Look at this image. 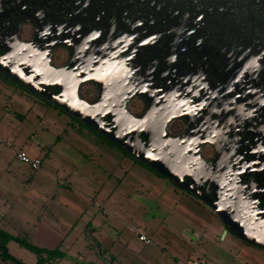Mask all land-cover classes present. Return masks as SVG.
I'll use <instances>...</instances> for the list:
<instances>
[{
  "label": "flooded vegetation",
  "instance_id": "1",
  "mask_svg": "<svg viewBox=\"0 0 264 264\" xmlns=\"http://www.w3.org/2000/svg\"><path fill=\"white\" fill-rule=\"evenodd\" d=\"M5 58L25 76L46 60L85 79L88 103L130 98L138 119L171 116L166 135L201 161L198 195L264 227V0H0Z\"/></svg>",
  "mask_w": 264,
  "mask_h": 264
},
{
  "label": "rangeland",
  "instance_id": "2",
  "mask_svg": "<svg viewBox=\"0 0 264 264\" xmlns=\"http://www.w3.org/2000/svg\"><path fill=\"white\" fill-rule=\"evenodd\" d=\"M17 152L42 157L44 171H30L16 159ZM47 169L51 176L45 173ZM67 174L77 181L73 191L57 185V179ZM115 189L105 202L103 196ZM93 201L103 202V208H94ZM5 215L22 223H35L36 216L43 215L57 241L74 223L73 235L93 220L96 237L108 250L106 257L114 258L113 264H183L189 258L221 264L219 259H233L226 251L232 245L264 254V250L224 233L222 222L207 206L65 113L0 78V231L25 238L37 247L55 249L51 242L42 244L26 224L6 222ZM139 234L151 237L152 244L140 242ZM81 240L87 241L84 235ZM7 249L23 264L37 263L34 254L14 242L8 243ZM0 264L12 263L3 262L0 256ZM59 264L84 262L82 257L69 256ZM235 264L241 263L236 260Z\"/></svg>",
  "mask_w": 264,
  "mask_h": 264
},
{
  "label": "water",
  "instance_id": "3",
  "mask_svg": "<svg viewBox=\"0 0 264 264\" xmlns=\"http://www.w3.org/2000/svg\"><path fill=\"white\" fill-rule=\"evenodd\" d=\"M20 52V50L9 52V56L13 53L18 55ZM7 63L6 58L4 62H0V72L13 84L25 88L32 96L48 101L69 117L101 135L130 158L207 206L238 240L264 250V227H257L251 221L239 218L235 213L231 214L218 208L214 200L198 195L195 182L202 180L193 178L190 173L200 168L201 161L186 160L185 150L173 139L168 138L165 124L172 118L171 116H166L162 123H159L155 116L156 111L151 108L138 119L125 107L130 98L108 99L101 96L97 101L88 103L79 93L81 84L86 80H78L64 70L51 67L46 60L28 64L27 72H32V75L27 76L21 69L24 64L11 63L8 67ZM33 74H41L43 82L34 83ZM92 81L102 87L100 83ZM48 88L57 90L58 94L53 95L47 91ZM105 119L109 120L107 124L104 122ZM140 135L147 140L146 144L141 141Z\"/></svg>",
  "mask_w": 264,
  "mask_h": 264
},
{
  "label": "crops",
  "instance_id": "4",
  "mask_svg": "<svg viewBox=\"0 0 264 264\" xmlns=\"http://www.w3.org/2000/svg\"><path fill=\"white\" fill-rule=\"evenodd\" d=\"M32 159H38L42 163L41 168L38 171L33 172V173H40V172L42 173L45 169L44 159L42 157L41 158L35 157ZM46 171H48V169ZM46 171H45V173H47V175L51 176V174H49V171L48 172H46ZM27 179L29 182L31 181V179H29V178H27ZM59 181H62L65 184H67V187L60 186L58 184ZM74 183H77V181L70 174H67L66 178H64V179H61V180L57 179V185L59 187L69 189V191H73L72 185H74ZM116 191H117L116 189L114 191H110V193H108V196H107V194H105L103 196L106 198L105 202L110 200ZM96 196H98V195H96ZM82 197H87V196L83 195ZM88 198H90V197H88ZM103 205H104L103 202L93 201V206L96 209L103 208ZM61 207H63V205L60 206V208ZM65 208L68 209V207H65ZM104 214H108V212L104 210ZM115 218L120 219L118 217H115ZM3 219H5V221L7 220L6 222H8V223H11V222L15 223V224L22 223V221L19 220V218L17 219L16 217H11L9 215H5V217H3ZM51 219H53V217H51ZM46 220L47 219L43 218V215L42 216L37 215L35 218V223L34 222H27V221L23 220L25 223L23 222L22 224H26V226L29 230L34 229L36 232V235L39 236V238L41 240L40 242H42V244H44L43 243L44 241H45V243L51 242L52 244H56L55 249L58 248L61 252H63L66 255V257H69V256L76 257V258L82 257L84 264H96V261H99L101 264H113L114 258L113 257H111V258L106 257V253L108 252V250L106 248L102 247L101 243L99 242V240L96 237L97 236V233H96L97 227L93 226V220H89L88 222H86L85 228L81 232L77 231L76 234L73 235L74 230L76 228V223H74L72 226L69 227L67 234L64 235V237L62 239H59L58 241L54 239V236H52L53 234H50V230H49L50 227H48L45 224L47 222ZM52 226H53V228L57 227V225H55V224ZM25 233L29 234L28 231H26ZM82 235L85 236V238L87 240V241L85 240L86 242L81 240ZM52 238H53V240H51ZM149 239H151V237H149ZM39 247L43 248V249H47V247H43L42 245ZM47 250H53V249H47ZM226 251H228L229 255L233 256V259L232 260H230V258L219 259L220 260L219 262L221 264H229L230 261L232 264H235L236 260L239 261V263H241V264H260V260L264 259V254H262L260 252H253L251 250H248L244 246H235V245L233 246L232 245V248L226 247ZM207 261L210 262L209 260H207ZM60 262H58L57 264H59ZM211 264H213V263H211ZM217 264H219V263H217Z\"/></svg>",
  "mask_w": 264,
  "mask_h": 264
},
{
  "label": "trees",
  "instance_id": "5",
  "mask_svg": "<svg viewBox=\"0 0 264 264\" xmlns=\"http://www.w3.org/2000/svg\"><path fill=\"white\" fill-rule=\"evenodd\" d=\"M0 78L7 81L8 83L14 85L15 87L19 88L18 86H16L15 84H13L10 80H8L7 78L3 77L0 75ZM20 89V88H19ZM38 100L42 101L44 104H47L51 107H54L53 105H51L48 101L44 100V99H40L38 98ZM56 108V107H54ZM58 109V108H56ZM59 110V109H58ZM60 112L64 113L63 111L59 110ZM75 120V119H74ZM76 121V120H75ZM77 123H79L80 125H82L83 127L87 128L89 131H91L92 133H94L95 135L99 136L100 138L104 139L109 145H111L114 148H117L118 150H120L121 152H123L126 156H128L123 150L119 149L116 145L109 143L104 137H102L101 135L97 134L96 132L92 131L91 129H89L88 127H86L85 125H83L82 123L76 121ZM129 157V156H128ZM130 158V157H129ZM131 160H133L132 158H130ZM135 161V160H133ZM136 163H139L137 161H135ZM141 166L145 167L143 164L139 163ZM147 168V167H145ZM148 169V168H147ZM150 170V169H149ZM151 171V170H150ZM153 172V171H152ZM154 173V172H153ZM156 174V173H155ZM159 176V175H158ZM162 178V177H161ZM163 179V178H162ZM179 189V188H177ZM180 190V189H179ZM10 242H14L16 243L19 247L31 252L32 254H34L37 258V263L36 264H57L58 262L62 261L63 259H65L66 255L61 252L58 248L53 249V250H47V249H43L40 247H37L31 243H29L25 238H20V237H14L10 234H7L3 231H0V256L3 262H11L12 264H23L22 262H20L19 260L15 259L14 257H12L9 254V251L7 249V244Z\"/></svg>",
  "mask_w": 264,
  "mask_h": 264
},
{
  "label": "built area",
  "instance_id": "6",
  "mask_svg": "<svg viewBox=\"0 0 264 264\" xmlns=\"http://www.w3.org/2000/svg\"><path fill=\"white\" fill-rule=\"evenodd\" d=\"M16 159L23 165L27 166L28 169L32 172H36L41 168V161L38 159H32L28 157L25 153L23 152H17L16 153ZM58 184L60 186H65L67 187V184H65L62 181H59ZM139 241L142 242L144 245H151L152 241L145 235L139 234ZM183 264H211L210 262L206 260H200V259H193L189 258L186 260Z\"/></svg>",
  "mask_w": 264,
  "mask_h": 264
}]
</instances>
